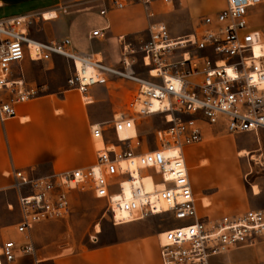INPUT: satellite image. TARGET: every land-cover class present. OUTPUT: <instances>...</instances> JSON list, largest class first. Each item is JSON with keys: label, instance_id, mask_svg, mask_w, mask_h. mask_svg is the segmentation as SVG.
Here are the masks:
<instances>
[{"label": "built area", "instance_id": "2783aa9c", "mask_svg": "<svg viewBox=\"0 0 264 264\" xmlns=\"http://www.w3.org/2000/svg\"><path fill=\"white\" fill-rule=\"evenodd\" d=\"M136 1L153 16L154 0ZM259 1L226 0L215 13L203 14L198 30L189 36L172 37L164 22H152L145 41L135 47L122 44L119 66L107 64L99 52L76 49L67 36L49 41L30 37L27 25L45 19L42 13L0 19V121L13 116L17 104L37 95L35 87L26 85L21 69L13 68L24 59L49 61L59 55L69 60L73 72L66 85L85 101L89 87L105 83L108 76L135 86L127 112L90 125L95 152L91 165L39 176L23 168L12 171L19 209L14 227L23 242L6 240L0 256L12 261L17 253L34 254L30 229L67 213L75 188L104 199L113 225L161 214L181 220L157 233L161 264H210L211 257L228 248L264 237V208L214 219L200 215L184 160V147L201 141L204 125H221L230 133L264 129V53L254 50L264 34L247 21L249 7ZM125 5L126 0L109 4L115 9ZM90 35L99 37L102 30ZM137 53L147 76L132 68ZM151 115L166 124L154 130L153 145L140 134L135 119ZM131 128L133 134L119 136Z\"/></svg>", "mask_w": 264, "mask_h": 264}, {"label": "crops", "instance_id": "0c3cea01", "mask_svg": "<svg viewBox=\"0 0 264 264\" xmlns=\"http://www.w3.org/2000/svg\"><path fill=\"white\" fill-rule=\"evenodd\" d=\"M127 1L128 6L120 8L119 12L118 9L110 8V0H0V19L53 11L55 14L52 18H39L37 22L27 25L30 37L49 41L67 36L76 49L99 52L107 64L119 66L121 44L138 45L148 38V26L146 37L134 34L138 31L142 33L147 19L138 3ZM179 5V9L182 7L191 18L199 14L215 13L226 5V0H180ZM102 9H106L104 14L100 13ZM247 21L251 29L264 34V0L249 7ZM94 29H101L102 35L91 36ZM255 51L259 52V47H255ZM115 53L119 57L118 64L114 61ZM23 63L20 64L22 68L19 67L26 85L46 90L47 84L38 89L36 81L28 74L29 63ZM19 67L14 65L13 68L18 70ZM140 74L147 76L146 71ZM96 85L89 87L88 101L74 88L61 86L49 89L17 104L15 114L0 121V191L14 189V169L23 168L39 176L55 170L84 168L95 161L90 125L102 122L97 121L99 115L95 111V98L92 94ZM191 159V150L185 148L184 160L192 191L195 196L201 195L200 200L207 199L216 192H206L213 185L208 184L204 179V170ZM228 202L231 203L228 204V213H224L226 210L223 203L210 210V213L235 215L250 209L240 211L243 202ZM197 210L201 213L199 205ZM200 215L210 218L209 213ZM33 227L30 229V237L34 254L17 253L12 261H6L0 256V264H161L158 235L148 230L137 231L118 245L89 244L80 250L64 252L51 245L37 247L32 235ZM9 239L16 244L23 242L22 235L15 231V227ZM224 254L227 257L223 264H239L235 257L241 253ZM212 258L210 264H214Z\"/></svg>", "mask_w": 264, "mask_h": 264}, {"label": "rangeland", "instance_id": "374dc122", "mask_svg": "<svg viewBox=\"0 0 264 264\" xmlns=\"http://www.w3.org/2000/svg\"><path fill=\"white\" fill-rule=\"evenodd\" d=\"M179 1L173 0L172 4H165L160 0H154L150 5L153 16L149 17L145 7L133 0L134 4H139L140 10L147 19L146 27L142 33L138 31L134 34H142L146 37L147 26L158 21L167 25L172 37L189 36L194 33L198 30L202 14L190 18L182 7V10L179 9ZM127 2L126 0V5ZM42 14L45 19H49L55 13L46 11ZM136 56L137 61L132 68L137 73L144 74L145 68L140 62V55L137 53ZM114 61L116 64L119 63L117 53L114 55ZM23 62L29 63V65L27 64L28 74L36 81L38 89L45 84L48 85L44 91L37 90V94L55 87L68 88L66 78L73 72V67L66 58L57 55L52 61L24 59L21 64ZM20 67L18 70L22 68ZM133 87L131 81L115 76H108L105 83L97 84L95 91L92 92L93 98H95V111L99 115L97 121L110 120L113 112H127V103L135 93ZM77 93L79 94L78 91ZM135 119L140 134L144 135L151 145L154 143V130L166 126L159 115L136 117ZM132 133V130H126L119 134L125 136ZM185 148L191 150V161L204 170V179L208 184L213 185L206 192H216L201 201V195L195 196L196 205H199L201 209L199 214L205 212L209 213L212 219L218 218L221 213H210V210L223 203L226 210L224 213H228L227 210L231 204L228 201L230 200L244 203L240 206V211L247 208H264V129H258L256 132L230 133L221 125H204L201 141L185 146ZM240 150H246L247 153L240 155ZM189 166L191 165L189 164ZM254 185L259 189V193L252 192ZM201 202L203 204L209 202V204L202 205ZM9 204L11 206H8ZM18 218L16 192L14 189L0 191V246L14 232V225ZM173 221L177 224L182 222L181 220L168 219L165 214H161L148 216L134 222L113 225L111 217L106 211L104 199L93 198L90 194L75 188L69 195L68 212L36 223L37 225L32 229V235L37 247L51 245L56 250L66 252L83 249L85 245L89 244L118 245L126 238L134 236L137 231L148 230L158 233ZM96 224L99 231H96ZM224 253H241L239 257H235L239 264H264V237L253 244L230 247L221 252V255L213 256L214 264L224 263L227 257Z\"/></svg>", "mask_w": 264, "mask_h": 264}, {"label": "bare ground", "instance_id": "6f19581e", "mask_svg": "<svg viewBox=\"0 0 264 264\" xmlns=\"http://www.w3.org/2000/svg\"><path fill=\"white\" fill-rule=\"evenodd\" d=\"M128 45V44H127ZM127 47H129V46H126V48ZM255 47H259V52H256V53H264V41H260L259 43H257L256 45H255ZM254 50H255V48H254ZM126 130H132L133 131V133H134V130H133V128H131V129H125V130H122V131H126ZM122 131H120V132H122ZM119 132V133H120ZM132 133V134H133ZM129 135H131V134H129ZM119 136H120V134H119ZM126 136V135H125ZM120 137H124V136H120ZM247 152H246V150H240V152H239V154L240 155H244V154H246ZM146 184H147V186H149V182L148 181H146ZM124 192L125 193H127L128 192V189H127V187H124ZM252 192L254 193V194H256V193H259V189L254 185L253 187H252ZM203 200H204V198H202ZM201 201V200H200ZM202 203V202H201ZM203 205V204H202ZM207 205V204H206ZM132 222H134V221H132ZM127 223H129V222H127ZM97 226V225H96ZM95 226V227H96ZM96 231H99V227L97 226V228H96ZM163 230H161V231H159V232H162Z\"/></svg>", "mask_w": 264, "mask_h": 264}]
</instances>
